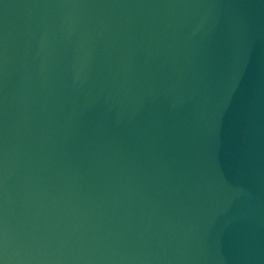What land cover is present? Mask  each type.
Masks as SVG:
<instances>
[{"label":"water","instance_id":"1","mask_svg":"<svg viewBox=\"0 0 264 264\" xmlns=\"http://www.w3.org/2000/svg\"><path fill=\"white\" fill-rule=\"evenodd\" d=\"M0 264H264V0H0Z\"/></svg>","mask_w":264,"mask_h":264}]
</instances>
